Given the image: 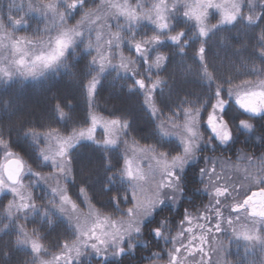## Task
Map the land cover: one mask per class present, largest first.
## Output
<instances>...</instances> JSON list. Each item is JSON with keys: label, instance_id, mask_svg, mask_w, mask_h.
<instances>
[{"label": "snow or ice", "instance_id": "snow-or-ice-1", "mask_svg": "<svg viewBox=\"0 0 264 264\" xmlns=\"http://www.w3.org/2000/svg\"><path fill=\"white\" fill-rule=\"evenodd\" d=\"M35 8L51 22L52 27L46 26L43 32L37 30L33 38L16 37L8 31V27H23L21 19L13 20L9 16V25L6 26L3 18L0 17V52L8 51L12 54L10 60L5 57L6 65L0 66V79L9 82L16 77L35 78L46 71H55L66 64V56L70 54V49L83 45L90 54L93 50L96 52L89 62L91 66L89 74L94 72L95 75H91L86 85L91 102L101 82L100 77L109 67L123 69L127 73L129 64L134 63L127 60L119 51L122 44H127L147 65L146 72L150 86L146 85L143 77L135 79L134 86L143 93L145 106L149 108L150 115L160 123L156 125L157 131L154 133L157 137L156 143L138 149L144 154L141 159L146 157L149 161L147 173L139 163L133 167V161L127 154L123 157L122 167H117L118 161L117 164L112 162L110 154L118 151L120 143L127 144L126 140H121V134L127 135L130 129L127 119H105L92 114L90 126L73 128L67 135L54 128L42 133L34 130L25 132L26 138L34 143L43 141L47 145L46 148L41 149L38 143L35 144L39 153V160L35 161L38 166L40 161L49 164L58 177L66 183H75L72 164L79 148L86 147L81 143L82 141H89L95 145L103 153L105 171L114 173L113 176L107 177L103 191L108 194L116 193L111 197V203L119 218L98 212L87 196L88 189L80 187L79 194L84 197V203L89 208L87 218L81 223L79 215L68 217L72 222L74 238L71 242L65 240L59 245V254L52 255L51 259H43L41 256L42 253L47 254L48 250L40 242L39 232L34 229L29 234L23 224L18 223L20 220L27 221L30 212H43L46 218L49 217L51 210H37L29 190L31 185L24 184L25 176L40 177V174L27 167L25 161L10 150L9 142L0 134V148L4 150L7 161L0 166V195L10 193L12 196L4 214L7 223L0 228V231L14 228L18 232L15 243L17 246L30 247L34 254L32 264H60L61 261L63 264H73V253L75 257H79L85 249H91L106 264H110L109 257H121L126 254V250L131 251L134 241L141 239L143 230L155 222V217L163 213L166 208L176 210L183 206L181 202L187 194L189 166L197 165L204 152H216L230 147L234 142L229 120L225 119L230 101L234 100L235 106H238L242 113L248 114L249 119L257 116L264 119V70L253 64L249 74L257 79L243 81L235 85L236 91H233L231 80L225 79L220 83L213 80L206 60V45L212 35L227 31L238 24L245 27L264 24V0H157L149 5L132 3L129 0H124L123 4L113 3L112 0H101L99 8L95 10L87 8L85 0H50L48 3L42 2ZM213 12L218 17L214 24L209 19ZM72 13L80 14L81 18L75 25L70 26L68 20ZM106 17L116 21V31L112 32V26L105 23L104 27L109 29V32L108 39L104 42L105 50L101 52L100 33L96 32L94 42L92 32L95 29L90 25L94 24L96 19ZM180 17L183 19L181 20ZM144 23L152 25L150 34L147 30L140 31ZM185 28L187 31L183 30ZM193 40L199 45L195 52L199 61L198 71L202 73L201 78L208 82L211 89L207 103L210 111L207 112L206 119L207 128L211 133L208 139H205L200 131L198 107L187 108L177 105L175 110L169 109L172 115L168 117H164L155 107L157 89L163 82L159 78L152 80L151 73L153 69L161 68L163 62L167 60V57L160 52L161 46L170 42L176 45V51L184 55ZM257 47L258 55L264 60V28L257 37ZM154 51V61L149 63ZM113 53H118L119 64H113L109 59ZM133 76L135 77L136 73H133ZM133 90V87L129 88V91ZM183 103L187 104L186 101ZM53 111L58 114L60 120L65 119V113L59 105H56ZM178 120H182L183 123L177 124ZM168 125L172 126L171 129ZM98 127L104 130L102 140L96 138ZM238 127L249 133L254 130V126L244 119L239 120ZM172 129L177 131L174 132ZM173 135L177 143H168L164 139ZM53 141L58 144L55 151L51 146ZM210 172L216 173V168L209 170L200 167L197 173L201 183L204 182V177H208L209 184H206L203 190L213 197L210 206L197 217H194L188 209H184L178 226L179 231L173 240H179L185 236V233L189 234L188 243L181 242V246L188 255H192L195 251L201 253L203 257L205 233L209 235L213 232L220 233L223 231L222 223L232 224L231 217L225 218L220 207L222 204L220 198L229 197L234 201L230 205L232 211L239 213L241 210L250 209L249 215L252 217L250 226L245 227L238 238L244 239L250 246L258 244L264 252V161L259 164L256 172L246 176L251 194L245 193L242 201L235 200L234 188L229 191V188L214 183L221 177L210 175ZM251 186H258L259 190L251 191ZM52 192L54 196H58L60 213H66L68 207L76 212L78 205L67 194L66 188H53ZM122 204L124 207H121ZM52 215H55V212H52ZM194 219L204 222L197 223V227L201 230L199 237L193 234L191 225ZM46 222L50 224L52 220L47 219ZM185 222L188 227L184 226ZM155 223L156 226L150 229L152 237L157 240L164 239L167 243L168 237L165 235L169 231L167 217ZM193 240H198L200 246H193ZM180 255L181 247H174L167 253V264H181ZM157 258L159 259L158 255Z\"/></svg>", "mask_w": 264, "mask_h": 264}, {"label": "trees", "instance_id": "trees-1", "mask_svg": "<svg viewBox=\"0 0 264 264\" xmlns=\"http://www.w3.org/2000/svg\"><path fill=\"white\" fill-rule=\"evenodd\" d=\"M89 2L92 1L85 0V4H90ZM7 10L6 4L4 5L0 0V17L3 18L6 26L9 25ZM77 16H79L78 13L70 16L68 20L70 26L74 25ZM180 19L183 18L180 17ZM21 21L23 27H8V31L14 36L28 37L31 35L30 37L33 38L37 30L41 31V27L37 25V18L26 13L24 22ZM262 28L264 24L247 27L238 24L227 31L217 32L211 36L206 45V60L216 83L229 79L233 82V91H235V85L257 79L249 74V69L254 64L257 68L264 70V60L258 55L257 47V37ZM145 30L150 34L152 26L143 24L140 31ZM183 30L187 31L186 28ZM198 47L196 40L191 41L184 55L176 51V45L170 42L160 48V52L167 57V60L163 62L161 68L153 69L151 76L152 80L159 78L163 82L157 89L155 107L163 113L164 117L172 115L169 109L175 110L177 105L187 108L195 106L204 111L210 110L207 108V103L211 89L208 82L201 78L202 73L198 71L199 61L195 56ZM121 51L134 62L132 67L127 73L117 68L107 69L100 77L101 82L91 102L87 95L86 85L91 75H95L94 72L89 74L91 67L89 62L96 52L93 50L90 54L83 45L70 49V54L66 56V64L55 71H48L35 78L16 77L9 82L0 79V134L9 142L10 150L24 160L26 166L30 167L33 172L40 175L51 172L49 164L40 161L38 166L35 162L39 160L35 144L38 143L41 149L46 148L47 145L43 141L34 143L26 138L25 132L34 130L42 133L54 128L67 135L73 128L90 126L92 114L105 119H127L130 129L127 135H124V140L129 143L141 147L156 143L157 137L154 133L157 131V120L150 115L145 106L143 93L134 86V80L142 77L145 78L146 85L150 86V81L147 79V65L137 57L134 49L129 45L122 44ZM154 55L155 51L149 63L154 61ZM133 73H136L135 77ZM130 87L134 90L129 91ZM161 101L164 103L162 104ZM185 101L186 105L183 103ZM56 105H59L65 113V119L60 120L58 114L53 111ZM225 119L229 120L234 142L228 148L216 152H204L200 162L187 169V194L184 199L185 203L181 207V213L184 209L196 212L205 202L204 193L201 192L204 187L197 174L199 168L204 167L205 156L219 160L229 158L235 161L240 154H244L248 155L253 163L259 164L264 161V119L260 117L249 119L248 115L242 113L233 101L229 102L228 115ZM241 119L248 120L254 126L253 132L249 133L239 129ZM180 121L182 120L177 122ZM167 142L177 143L173 140H167ZM82 143L86 147L79 148L73 160L72 176L75 183L66 184L67 193L78 207L82 208L83 199L79 194V188L86 187L87 196L94 208L103 215L118 219L111 203V197L116 193L108 194L103 191L107 177L113 176L114 173L105 171L103 153L95 145L89 142ZM110 155L113 164H117L118 161L117 167L123 166V155L120 148ZM4 159V150L0 148V165ZM30 178L33 179V177ZM31 194L37 210H39V205L52 200L40 185L38 189H32ZM10 201L9 195L0 196V228L7 223L4 214ZM121 207L124 205L122 204ZM52 212H49L48 218L43 215V212H30L27 221H18L23 224L29 234L34 229L39 232L40 242L48 250V254L58 253L59 245L65 240L71 242L74 238L70 225L58 215H52ZM181 213L178 216L164 211L155 217V222L159 219L163 221L166 216L168 217L167 222H179ZM47 219H51L52 223H47ZM155 222L152 223L154 227ZM150 227L151 225L143 237L149 241L147 249L136 248L134 253H126L117 261H109L110 264H151L152 254L160 253L162 250L160 243L152 240ZM17 237L18 232L14 228L0 231V264H32L31 250L26 246H17L15 243ZM225 260L226 264H264V252L261 251L260 246L254 250L246 244L232 243L227 249ZM81 264H106V262L101 259H91Z\"/></svg>", "mask_w": 264, "mask_h": 264}, {"label": "rangeland", "instance_id": "rangeland-1", "mask_svg": "<svg viewBox=\"0 0 264 264\" xmlns=\"http://www.w3.org/2000/svg\"><path fill=\"white\" fill-rule=\"evenodd\" d=\"M92 2L90 4H85L87 8H91L93 10L99 8L101 0H91ZM3 4H6L7 7V14L8 16H11L13 20L16 19H21L24 22L25 19V14L27 13L30 16H33L38 19L37 25L41 27V32L45 29V27H52V24L50 21L47 20L46 17L42 16L40 11L36 10L35 6L43 3H48L50 0H2ZM113 3H120L123 4L124 0H112ZM129 2L132 3H143L145 5H149L151 3L157 2V0H129ZM29 5H33V7H29ZM15 10V11H14ZM63 10V9H61ZM245 11H247L245 9ZM20 12V13H19ZM19 13V14H18ZM73 14V13H72ZM71 14V15H72ZM81 16H77L74 21V25L78 20H80ZM211 23H216V20L218 17L216 16V13H211L209 17ZM105 23L111 25V31L115 32L116 31V21L112 18H105V19H96L95 23L90 25L95 29V31L92 32V40L95 42L96 41V32L99 31L100 33V50L101 52H104L105 50V41L108 39V32L109 29L105 28L104 25ZM23 24V23H22ZM147 25L152 26L151 24L144 23ZM31 35H28L29 38ZM121 51V48L120 50ZM122 52V51H121ZM124 55V54H123ZM153 56V53H152ZM5 57L10 60L12 58V54L8 51H3L0 52V66L6 65L7 60H5ZM124 57L127 60L131 59L127 56L124 55ZM155 58V55H154ZM109 59L112 60L113 64H119V55L118 53H113V56L109 57ZM132 63L129 64V68L132 67ZM115 67H109L108 69H113ZM119 69V68H117ZM120 70V69H119ZM123 70V69H121ZM48 72V71H46ZM45 72V73H46ZM42 76V75H40ZM23 77V76H22ZM25 78H32L31 76H24ZM39 77V76H37ZM236 91V90H235ZM234 103V100H233ZM238 108V106H237ZM149 110V108L147 107ZM239 109V108H238ZM240 110V109H239ZM210 111V110H208ZM204 110H200V131L203 134L205 139H208L209 136L211 135L210 130L207 128L206 124V119H207V112ZM242 111V110H241ZM246 114V113H244ZM248 115V114H246ZM153 117V116H152ZM155 120L156 118L153 117ZM259 118V116L255 117ZM160 123V121L157 120V125ZM167 124V121H165ZM183 121L177 122V124H181ZM168 127L171 129V125H168ZM172 131H177V129H172ZM96 138L98 140H102L104 138V130L101 127L97 128L96 131ZM164 139L167 140H173L177 142L176 137L173 135L171 137H165ZM121 140H124V135L121 134ZM82 142H89V141H82ZM81 142V143H82ZM91 143V142H89ZM51 146L53 151H55L58 148V144L53 141L51 142ZM47 147V146H46ZM118 148L121 149L122 155L124 157L125 154H127L128 158L133 161V167L137 163L140 164L141 168L145 173L148 172L147 169V164H148V159L145 157L141 159V157L144 156L143 153L139 152V148H143L137 144L134 143H129L127 144L120 143L118 145ZM212 152V151H209ZM211 155V153L209 154ZM204 167L208 168L209 170L213 167L216 168V173H211L210 175H218L221 177L219 180L215 181L214 183L218 184L221 187H227L229 188V191H232L233 188L235 189V200L236 201H242V199L245 198L244 194H251L249 192V182L246 179V176H248L250 173H254L257 171L259 164L253 163V161L249 158L248 155L240 154L235 161H232L230 159H217L215 157H209L205 156L204 157ZM210 161V163H209ZM7 161L4 159V162L0 166H3L6 164ZM194 166V165H191ZM190 167V166H189ZM51 168V166H50ZM30 177H33L30 178ZM34 178L36 180H34ZM24 184L25 185H31L30 191L32 189H38L39 185L45 189L46 194H49L52 200H49V202L45 201L43 204L39 205L38 209L39 210H51L55 212L56 215H58L61 219L66 221L70 227L72 228V222L69 221L68 217L69 216H76L79 215L81 217V223L85 221L87 218V214L89 211L88 205L84 203V197L83 203H82V208L78 207L76 212H73L70 207H68V210L66 213H60L58 211V196H54L52 189L57 188V189H64L66 188V182L58 177V174L55 172L54 169L51 168V172L46 175H40V177L36 176H25L24 178ZM206 184H209L208 177H204V182L201 183L203 187H205ZM211 187V185H209ZM204 189V188H203ZM203 189H201L204 194V199L205 202L203 203V206L201 208H198V210L195 212H190L194 217L199 216L201 213H203L209 206H210V201H212L213 197L209 192H205ZM258 186H251V191H258ZM68 194V193H67ZM3 195H9L10 200H12V196L10 193H5ZM2 196V195H0ZM46 198V196H45ZM222 201L221 204V209L223 212V215L225 218L231 217L232 219V224L229 225L226 222L222 223V228L223 231L220 233H215L209 235L205 233V239L206 243L203 245L205 255H201L199 252L193 251L192 255H188L187 252H185L184 248L181 246V242L183 244L188 243V236L189 234L185 233V236L180 238L179 240H173L174 237H176L177 232L179 231V225L181 221L179 222H167V227L169 229L168 232L165 233V235L168 237V242L166 243L164 239H154L152 237V240H157L160 243V249L162 250L160 253L154 252L152 254V263L151 264H167L168 261V256L167 253L172 250L174 247H181V255H180V260L181 264H226V252L230 244H235V243H241V244H246L248 245V242H246L242 238H238L241 236L243 230L245 227L250 226V222L252 217L249 215L250 209L247 210H241L239 213L234 212L231 210L230 205L234 202L231 198L229 197H221L220 198ZM50 201H54V203H50ZM258 206V205H257ZM67 207V206H66ZM165 210H168L166 208ZM175 211V210H174ZM160 221V220H159ZM157 221V222H159ZM162 221V220H161ZM74 222V221H73ZM197 223H204L203 221H197L193 220L192 223V228H193V234L197 237H199L201 230L197 227ZM152 225V224H151ZM150 226V225H149ZM185 227H188L187 223L185 222L184 224ZM259 226V225H258ZM154 228V225L151 226ZM150 227V228H151ZM148 228V227H147ZM147 228H145L142 232V237L141 239L134 241V246L131 251H127L126 253H134L136 248H142V249H147L149 245V241H146L143 239L145 232L147 231ZM73 229V228H72ZM235 230V231H234ZM151 234V232H150ZM193 246L199 247V241L198 240H193L192 241ZM251 247V249H257L259 246L258 244L256 245H248ZM30 249V247H28ZM31 250V249H30ZM60 252V251H59ZM56 253V254H59ZM32 253V252H31ZM33 254V253H32ZM156 254V255H154ZM34 255V254H33ZM54 254H41L43 259H51V256ZM157 255L159 256V259L157 258ZM74 257V262L73 264H81L83 262L90 261L91 259H101L99 256H97L91 249H85L82 251V254L79 257H75V253H73ZM119 257L117 258H112L111 256L109 257V261H117ZM60 264H63V261L60 262Z\"/></svg>", "mask_w": 264, "mask_h": 264}, {"label": "flooded vegetation", "instance_id": "flooded-vegetation-1", "mask_svg": "<svg viewBox=\"0 0 264 264\" xmlns=\"http://www.w3.org/2000/svg\"><path fill=\"white\" fill-rule=\"evenodd\" d=\"M228 158V157H227ZM229 159V158H228ZM196 181V180H195ZM182 205L185 203V200H183L182 202ZM257 207H259V206H257ZM165 211H168L169 213H171V214H173V215H175V214H177L178 216H180V213H181V207H178L175 211L174 210H165ZM167 217V216H166ZM168 218V217H167ZM163 219H164V217H163ZM160 220V219H159ZM158 220V221H159ZM152 226V225H151ZM152 228V227H151Z\"/></svg>", "mask_w": 264, "mask_h": 264}]
</instances>
